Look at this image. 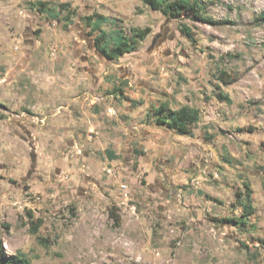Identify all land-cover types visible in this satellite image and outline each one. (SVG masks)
Masks as SVG:
<instances>
[{
  "label": "rangeland",
  "instance_id": "1",
  "mask_svg": "<svg viewBox=\"0 0 264 264\" xmlns=\"http://www.w3.org/2000/svg\"><path fill=\"white\" fill-rule=\"evenodd\" d=\"M38 1L59 17L33 8ZM198 1L227 23L170 20L142 0H0L6 255L30 264H264V0ZM66 3L151 33L108 61L79 17L64 27ZM165 102L199 109L191 137L148 122ZM245 182L253 215L245 226L220 223L242 214Z\"/></svg>",
  "mask_w": 264,
  "mask_h": 264
},
{
  "label": "trees",
  "instance_id": "2",
  "mask_svg": "<svg viewBox=\"0 0 264 264\" xmlns=\"http://www.w3.org/2000/svg\"><path fill=\"white\" fill-rule=\"evenodd\" d=\"M143 4L159 13L162 17L184 21L192 20L211 24H224L227 22H214L207 18L204 9L198 0H142ZM47 3L38 1L32 3V7L39 12H48L53 18H58L54 9L48 8L44 10ZM63 11H66L63 17L64 27L72 22L74 17H79L82 25L88 30V35L92 37L95 50L108 61H117L126 54H130L138 50L140 45L146 40L151 33L150 27H131L124 28L115 19H110L102 14L94 12L89 16H79L77 10H71L70 4H62ZM260 21H264V12L259 16ZM183 37L189 41H194L191 28L186 24H181L179 28ZM224 85L233 82L232 79H226L223 76L219 78ZM220 99L230 102L227 96H221ZM149 123H153L158 127H163L175 132L176 135L182 137H191L193 129L200 120V111L198 108L191 106H181L178 109H172L168 103H161L159 106L151 110V114L147 116ZM111 159L114 154L110 152ZM244 195L239 200V206L242 214L238 218L222 219L220 223L232 224L235 226H245L248 218L253 215L252 207V191L250 185L245 182ZM118 220V218H115ZM40 223L38 224L39 227ZM0 264H30L24 255H6L3 251V243L0 240Z\"/></svg>",
  "mask_w": 264,
  "mask_h": 264
},
{
  "label": "built area",
  "instance_id": "3",
  "mask_svg": "<svg viewBox=\"0 0 264 264\" xmlns=\"http://www.w3.org/2000/svg\"><path fill=\"white\" fill-rule=\"evenodd\" d=\"M106 172L109 174V175H114L115 171L112 170L111 168L107 169ZM120 188H125V185H121Z\"/></svg>",
  "mask_w": 264,
  "mask_h": 264
}]
</instances>
